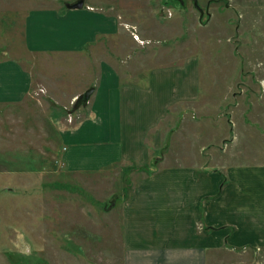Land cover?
Listing matches in <instances>:
<instances>
[{"label": "rangeland", "instance_id": "1", "mask_svg": "<svg viewBox=\"0 0 264 264\" xmlns=\"http://www.w3.org/2000/svg\"><path fill=\"white\" fill-rule=\"evenodd\" d=\"M74 1L0 0V61L31 76L24 100L0 103V264H124L132 185L195 161L213 170L236 152L243 163L264 162V0H196L202 16L193 0H84L114 18L115 34L80 53L30 52L28 13ZM186 63L199 96L148 132V161L90 174L61 165L60 133L83 117L77 100L102 65L121 84H141L154 69ZM245 249L220 255L219 264H264L263 245Z\"/></svg>", "mask_w": 264, "mask_h": 264}, {"label": "crops", "instance_id": "2", "mask_svg": "<svg viewBox=\"0 0 264 264\" xmlns=\"http://www.w3.org/2000/svg\"><path fill=\"white\" fill-rule=\"evenodd\" d=\"M116 30L113 17L85 5L38 8L25 19L26 47L36 53H80ZM189 67L154 69L144 83L121 84L102 65L90 86L94 92L81 106L83 117L60 133L61 165L70 173L90 174L148 161V132L179 102L199 96ZM30 89L29 73L16 61H0V103H18ZM230 156L231 163L213 170L196 161L158 168L132 185L124 206V264H219L220 255L264 246V162L243 163L240 152Z\"/></svg>", "mask_w": 264, "mask_h": 264}, {"label": "water", "instance_id": "3", "mask_svg": "<svg viewBox=\"0 0 264 264\" xmlns=\"http://www.w3.org/2000/svg\"><path fill=\"white\" fill-rule=\"evenodd\" d=\"M194 6L198 9V11L200 12V15L202 16L203 12L202 10L198 7L197 1L193 0ZM66 7L68 9L71 10H76V9H82L84 7V0H76L72 3H68L66 5ZM94 92V87H90L88 88L77 100L76 103V108H80L81 106H85L87 105L92 93ZM116 198V196H114L112 198V200H114Z\"/></svg>", "mask_w": 264, "mask_h": 264}]
</instances>
